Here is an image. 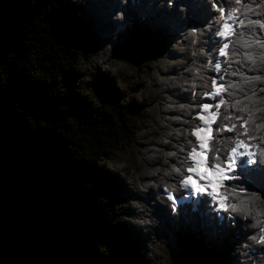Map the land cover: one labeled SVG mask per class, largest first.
Returning a JSON list of instances; mask_svg holds the SVG:
<instances>
[{
    "label": "trees",
    "instance_id": "trees-1",
    "mask_svg": "<svg viewBox=\"0 0 264 264\" xmlns=\"http://www.w3.org/2000/svg\"><path fill=\"white\" fill-rule=\"evenodd\" d=\"M213 2L227 15L229 0ZM205 3L173 0V17L163 32L152 34L140 29V18L151 20L167 0H0V216L21 231L39 264L261 259L264 247L248 240L258 231L248 226L251 219L234 216L230 225L205 195L198 205L187 200L180 183L191 165L187 152L198 145L188 130L200 123L198 108L185 112L180 106L202 98L212 78L239 81L212 48L222 21ZM116 11L125 13L118 34L111 19ZM191 27L201 29L195 45L185 38ZM240 31L236 24L226 42ZM212 59L221 61L219 72ZM230 70L264 73L240 64ZM229 138L244 139L235 130L214 133L208 167L216 140L222 142L217 155L226 157L234 146H225ZM238 185L264 199L258 154L232 187Z\"/></svg>",
    "mask_w": 264,
    "mask_h": 264
},
{
    "label": "clouds",
    "instance_id": "clouds-1",
    "mask_svg": "<svg viewBox=\"0 0 264 264\" xmlns=\"http://www.w3.org/2000/svg\"><path fill=\"white\" fill-rule=\"evenodd\" d=\"M127 0H120L121 4L126 3ZM207 4L211 5L213 11L219 12L220 9L216 7V3L213 0H206ZM229 10L227 18L223 15L214 17L217 23L224 21L221 25V38L228 37L233 33L230 31V25L227 23L231 20L236 23V17L239 14L241 19L237 24V28H243L244 31L235 33L234 39L228 40V44L231 45V49L225 56L224 64L229 65L228 69H225L227 74L231 76H238L239 81L233 82L228 80L226 82L227 88L230 91L227 92L228 101L221 98L220 104L223 105L224 113L220 121L221 127L217 128V133L223 131L224 121H227L229 125H232L236 131L237 137L241 135V130L236 127L237 122L243 120L247 124V128L244 130V143L247 144L249 138L253 141L258 140L259 145H264V95H257V92L264 93V87L257 88V85H264V73L257 75H245L244 72L236 70L231 71L232 64H240L241 68L247 67L249 71L255 72L257 70L264 69V35H257V29L261 33H264V22L261 19H252L251 17H264V0H250L249 3H241L240 0H229ZM254 5V6H253ZM173 6V0H168L167 8L171 9ZM180 12L185 11L183 5L180 6ZM122 14L117 13V18H121ZM183 18V17H182ZM201 35V29L198 27H191L187 29L186 39L191 38V44L197 43L198 37ZM111 47V45H107ZM229 49V48H228ZM195 55V52L193 53ZM220 61L214 66L216 71H220ZM192 70V69H191ZM194 77H197V71L192 70ZM224 79L223 76L220 77ZM222 89H215V94H219ZM242 94V95H241ZM230 101V102H229ZM233 110V114L229 115V109ZM207 112V109H204ZM234 113H240L239 116ZM216 113H211L203 120L204 123L210 124L215 119ZM259 133V136H257ZM199 140L200 151H194L189 153L186 157L188 161H191L190 166L183 168V171L189 172L187 176H183L180 180L182 186L191 187L193 194L196 192H205L208 197L211 198V202L215 204V211L217 213L223 212L227 215L229 220H232L234 216H238L241 220L251 219L252 223L249 227L256 228L258 231L250 235L248 240L254 245L264 247V199L257 191H245L242 185L236 187L229 186L224 189V181L239 180L238 176H225L221 169L217 167L220 161L217 156L219 152L221 140H216V145L212 149V167L209 168L206 164V157L209 151L208 145L210 140L209 131L201 130L197 134ZM234 145L230 148L229 153L234 150L235 147H239L238 139L229 138L224 141L225 146L228 144ZM252 148V161L255 162V156L258 154L261 162L264 163V147H259L257 143H251ZM247 151V149H245ZM169 155H172L169 153ZM190 170V171H189ZM171 171L182 175L180 168L172 167ZM165 175H168L166 172ZM193 175L199 180L203 181V184L197 183L193 179ZM223 189V190H222ZM168 199H172L171 193H169ZM175 214V208L172 209ZM234 226V222H233ZM247 247V245H242ZM251 259V257H249ZM252 264H264V253L261 254L259 261L253 260Z\"/></svg>",
    "mask_w": 264,
    "mask_h": 264
},
{
    "label": "snow or ice",
    "instance_id": "snow-or-ice-1",
    "mask_svg": "<svg viewBox=\"0 0 264 264\" xmlns=\"http://www.w3.org/2000/svg\"><path fill=\"white\" fill-rule=\"evenodd\" d=\"M167 2H168V0H167ZM240 2H241V0H240ZM161 4H163V3H161ZM201 5H206V3L205 4H201ZM126 6H121V7L123 8V7H126ZM140 6H141L140 2L133 4L131 6L132 7V11L134 12ZM153 7H155V6H153ZM216 7L218 9H220V11L218 12L219 15L220 16L223 15L225 17L224 8L218 7L217 5H216ZM172 11L173 10L169 11V9H167V8H160L156 12L153 13L152 19L147 21L146 23H145L146 18L142 16L140 18L141 19L140 29H142L143 31L152 33V34L163 32L164 29H165V26L169 23L170 19L173 17L172 15H170V13H172ZM118 12L122 14L121 18H117V13ZM227 15H228V12H227ZM111 19L117 25V27L115 29V33L118 34L120 31L123 30L121 26H123L125 24V13L123 11H116ZM220 32H221V26L215 32V36L220 38V39H217L214 42H212V48L215 49V52H216V54H218L219 57L225 59V56L228 54L227 50L229 48V44L226 41H227V38L229 36L228 37H224L222 39L221 35L218 34ZM114 39H115V35H114ZM210 62H211V64L213 66H215L218 63V59H212ZM221 67H222V64L220 63V68ZM192 70H196V69L193 68ZM192 70H190V71L193 74ZM214 70H215V68H214ZM216 72H219V71H216ZM193 78H196V77H194V75H193ZM219 79L221 81L223 80L220 77H219ZM215 89H222V91H220V93L217 95V94H215ZM228 91H230V89L227 88V84L218 83L216 78H212L211 81H210V90L206 89L202 93V98L194 99L192 101V103L189 104V105L182 104L180 106L181 109H183L185 112H188V111H191V110L197 109V108L199 109L198 112H195V119L198 120L200 123L195 125V126H191L189 128V130H188V134L192 138H194L195 142L198 143V147L197 146L191 147L190 151L187 152V156L191 152L200 151L199 140H198V137H197L196 134L198 132H201V130L209 131V135H210V140H209V145H208L209 150H210V141H212L214 139V133L215 134H220L222 132L232 133L235 130L232 125H229L228 123H225V121H224L223 131H221L220 133H217V128L221 127L220 122H219L217 127H215V128L213 127V125L217 124L218 118L221 117L222 114L224 113V108H223V113H221V109H222L223 105L220 104V101H221V98H223L225 101L229 100L228 95H227ZM225 93L227 95V99L225 98V95H224ZM194 95L199 96L200 94L196 93ZM210 100H214L216 102L214 104H212V103L208 102ZM205 108L207 109V112L204 111ZM211 113H216L215 119L210 124L204 123L203 122L204 118L206 116H209ZM237 116H239V115H237ZM220 121H221V119H220ZM238 122L239 123L236 125V127H239L240 130H241V135L239 137H244V135H246L244 130L247 128V124H245L243 122V120H240ZM176 134L178 136L180 135L179 132H177ZM251 140H252V138H249L247 144H245L243 138H238L239 147H235L234 150L231 151V153L228 152L226 154V157H220V156L217 155L219 160H224L225 161L224 163H220V164L217 165V167L222 170V172H223V174L225 176H231L230 174L236 170V165H237V160H238L237 157H246L248 165H252V164L255 163V162L253 163V161H252V155L253 154H252V148H251V143H250ZM241 149H242V151H240ZM245 149H247V151H245ZM208 153H209V151H208ZM207 156H208V154H207ZM206 164H207V160H206ZM211 167H212V165H210V168ZM176 168H179V167H176ZM187 173L189 174V172H187ZM185 187L186 188H190V192H189V197L190 198L191 197H197V199L193 200V205H198L199 204V197H201L203 195L207 196L206 191L205 192H199L198 191L195 194H193V191H192L191 187H188V186H185ZM172 199H173V197H172ZM169 200H171V199H169ZM210 202H211V198H210ZM223 220H224V217L222 216L220 218V220H217L216 223L220 224V223L223 222ZM228 223L231 225L232 221L229 220Z\"/></svg>",
    "mask_w": 264,
    "mask_h": 264
},
{
    "label": "water",
    "instance_id": "water-1",
    "mask_svg": "<svg viewBox=\"0 0 264 264\" xmlns=\"http://www.w3.org/2000/svg\"><path fill=\"white\" fill-rule=\"evenodd\" d=\"M0 264H39L21 231L1 216Z\"/></svg>",
    "mask_w": 264,
    "mask_h": 264
},
{
    "label": "rangeland",
    "instance_id": "rangeland-1",
    "mask_svg": "<svg viewBox=\"0 0 264 264\" xmlns=\"http://www.w3.org/2000/svg\"><path fill=\"white\" fill-rule=\"evenodd\" d=\"M225 18H227V15H225ZM224 23V21H222V24ZM227 23L230 25V31L233 33V31L235 30V25L239 23V20L237 19L236 17V23H233L231 20H228ZM220 39V38H219ZM198 144V143H197ZM198 147V145H197ZM242 151V149L240 150ZM237 165H236V170L234 172H232L230 175H233V176H238V177H241V175L243 174V171L245 170V167L247 166H251V165H248L247 164V158L246 157H237ZM208 166V165H207ZM210 168V167H209ZM193 179H195L197 181V183L199 184H203V181L199 180L197 177H195L193 175ZM235 183V180H228V181H225L224 182V189L228 188L229 186H233V184ZM186 191H187V194H186V198L187 200L188 199H191L192 198V201L197 199V197H189V192H190V188H186L185 186H183ZM223 190V189H222ZM206 196V195H205ZM202 197V196H201ZM207 197V196H206ZM200 198V197H199ZM209 199V203L212 205L213 203L210 202V198L208 197ZM215 206V204H213ZM176 206V204H175ZM216 207V206H215Z\"/></svg>",
    "mask_w": 264,
    "mask_h": 264
}]
</instances>
